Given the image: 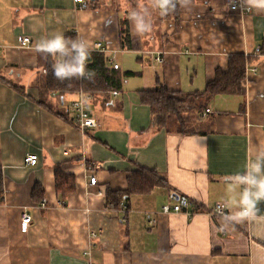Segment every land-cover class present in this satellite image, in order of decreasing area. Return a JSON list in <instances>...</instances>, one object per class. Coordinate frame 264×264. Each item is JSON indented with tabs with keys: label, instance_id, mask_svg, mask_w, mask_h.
<instances>
[{
	"label": "crops",
	"instance_id": "0c3cea01",
	"mask_svg": "<svg viewBox=\"0 0 264 264\" xmlns=\"http://www.w3.org/2000/svg\"><path fill=\"white\" fill-rule=\"evenodd\" d=\"M227 2L193 0L179 19L153 12L151 32L136 37L131 8L116 0H84L83 8L75 0H0V264H264V224L222 230L213 215L218 203L230 206L223 178L242 173L264 148V12L225 10ZM56 32L79 34L92 52L102 42L108 68L119 66L118 94L90 101L95 128L74 120L78 93L44 90L49 61L34 48ZM20 36L31 44L20 47ZM126 53L134 70L118 59ZM235 55L251 59L242 95L211 100L191 133L152 125L140 90L204 91ZM28 155L39 157L37 166L26 165ZM139 168L157 171L168 187L113 206L107 193L125 192ZM178 199L190 205L174 212ZM259 208L264 215V202Z\"/></svg>",
	"mask_w": 264,
	"mask_h": 264
},
{
	"label": "trees",
	"instance_id": "16d2710c",
	"mask_svg": "<svg viewBox=\"0 0 264 264\" xmlns=\"http://www.w3.org/2000/svg\"><path fill=\"white\" fill-rule=\"evenodd\" d=\"M87 4L88 7H91L94 3L88 2ZM179 13L180 10L178 9L175 13L167 16L179 19ZM67 36L75 38V34L72 33ZM250 60L244 55L231 56L228 68L226 70L218 69L204 91L172 92L162 84H158L154 90H140L139 96L142 104L151 110L152 125L159 129L175 127L180 133H191L192 125L190 122L193 119L198 120L197 116L208 109L211 100L223 95L238 96L243 94L247 66ZM107 65L108 61L105 54L92 52L88 68L96 73L94 82L73 80L61 83L54 78L49 61L44 90L61 97L77 94L80 91L92 97L119 91L122 76L118 70H110ZM69 83H71L70 86ZM157 187H168L167 180L157 171L139 168L129 178V187L125 192L109 191L107 198L113 206L117 207L126 195L130 197L133 194H147ZM3 196V172L0 168V203L3 201Z\"/></svg>",
	"mask_w": 264,
	"mask_h": 264
},
{
	"label": "clouds",
	"instance_id": "9594fccd",
	"mask_svg": "<svg viewBox=\"0 0 264 264\" xmlns=\"http://www.w3.org/2000/svg\"><path fill=\"white\" fill-rule=\"evenodd\" d=\"M192 5L193 0H147V4L140 3L127 12L126 19L130 25V32L136 37L151 32L153 12L166 16L178 9L191 11ZM228 8L264 12V0H228L225 10ZM34 51L45 61L51 62L52 74L61 83L95 80V71L88 68L92 47L89 41L79 34L75 38L62 32L41 36L35 44ZM223 183L230 195V206L221 205L216 209L217 215L223 221L222 230L233 223L244 221L264 224V215L259 208L260 203L264 202V148H257L254 159L249 157L242 173L225 176ZM225 207H228L227 212Z\"/></svg>",
	"mask_w": 264,
	"mask_h": 264
},
{
	"label": "built area",
	"instance_id": "2783aa9c",
	"mask_svg": "<svg viewBox=\"0 0 264 264\" xmlns=\"http://www.w3.org/2000/svg\"><path fill=\"white\" fill-rule=\"evenodd\" d=\"M75 2L80 6V8L84 7L83 6L84 0H75ZM232 10L239 11L240 13L249 12L247 10H241L239 8L232 9ZM18 42H19L20 47H28L31 44V39L26 36H20L18 38ZM259 51L260 49H258V52ZM93 52L106 54L108 52V49L102 42H98L94 45ZM113 68L115 70H118L119 66L117 64H114ZM114 94L117 95L118 93L114 92ZM91 99H92L91 95L86 94L83 91H80L78 93V98L71 103V110L74 114V120L76 124L78 125V127L82 130L89 129V128H95L98 126V122L93 118V115H92L91 104H90ZM208 112H210L209 109L206 110V113ZM25 163L27 166L35 167L39 163V157L37 155H28L25 159ZM90 185L91 186L98 185V178L96 176H90ZM173 198L176 199L175 196H173ZM178 201L179 203L175 205L173 208L174 212H181L183 208H187L190 205V202L186 199H182V200L178 199ZM221 205H226V204L218 203L213 213L214 216L219 217L216 213V209L218 206H221ZM226 209L227 207H225V211L227 212ZM162 211L163 213L169 214L171 212V209L168 205H165L162 208ZM31 222H32V217L28 214H24L22 217L23 231H28Z\"/></svg>",
	"mask_w": 264,
	"mask_h": 264
},
{
	"label": "rangeland",
	"instance_id": "374dc122",
	"mask_svg": "<svg viewBox=\"0 0 264 264\" xmlns=\"http://www.w3.org/2000/svg\"><path fill=\"white\" fill-rule=\"evenodd\" d=\"M100 1H102V0H100ZM140 3L147 4V0H116V4L120 8H123V11L126 10V8H133L135 6L137 7V5ZM146 35H148V34H146ZM118 59H119L121 65L123 67L125 66L127 69L134 70L136 65L132 64V57H130L128 53L124 54L123 56L119 55ZM129 67H131V68H129Z\"/></svg>",
	"mask_w": 264,
	"mask_h": 264
},
{
	"label": "water",
	"instance_id": "95a60500",
	"mask_svg": "<svg viewBox=\"0 0 264 264\" xmlns=\"http://www.w3.org/2000/svg\"><path fill=\"white\" fill-rule=\"evenodd\" d=\"M92 1H95V0H92Z\"/></svg>",
	"mask_w": 264,
	"mask_h": 264
}]
</instances>
